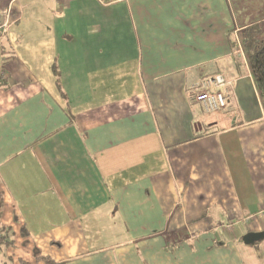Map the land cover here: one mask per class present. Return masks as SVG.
<instances>
[{"label": "crops", "instance_id": "0c3cea01", "mask_svg": "<svg viewBox=\"0 0 264 264\" xmlns=\"http://www.w3.org/2000/svg\"><path fill=\"white\" fill-rule=\"evenodd\" d=\"M6 16L0 264H264L241 241L264 232V108L235 46L264 0H0ZM215 75L232 95L208 115L194 88Z\"/></svg>", "mask_w": 264, "mask_h": 264}, {"label": "trees", "instance_id": "16d2710c", "mask_svg": "<svg viewBox=\"0 0 264 264\" xmlns=\"http://www.w3.org/2000/svg\"><path fill=\"white\" fill-rule=\"evenodd\" d=\"M239 40L240 42L235 41V46L238 54L242 50L246 56L264 108V21L244 28L239 34ZM3 207L4 198L0 193V241L8 239L10 233L8 228L1 225ZM34 255L39 264H64L43 256L38 249L34 250Z\"/></svg>", "mask_w": 264, "mask_h": 264}, {"label": "built area", "instance_id": "2783aa9c", "mask_svg": "<svg viewBox=\"0 0 264 264\" xmlns=\"http://www.w3.org/2000/svg\"><path fill=\"white\" fill-rule=\"evenodd\" d=\"M8 22L7 16L6 20L0 18V29L5 31ZM0 76L2 80L6 77L3 73ZM194 89V101L201 105L206 114L213 115L227 109L232 95V82L226 80L222 75H215L203 78Z\"/></svg>", "mask_w": 264, "mask_h": 264}, {"label": "water", "instance_id": "95a60500", "mask_svg": "<svg viewBox=\"0 0 264 264\" xmlns=\"http://www.w3.org/2000/svg\"><path fill=\"white\" fill-rule=\"evenodd\" d=\"M264 240V232L249 233L242 238V242L245 245H258Z\"/></svg>", "mask_w": 264, "mask_h": 264}, {"label": "rangeland", "instance_id": "374dc122", "mask_svg": "<svg viewBox=\"0 0 264 264\" xmlns=\"http://www.w3.org/2000/svg\"><path fill=\"white\" fill-rule=\"evenodd\" d=\"M199 109H200V107H199ZM201 111V110H200ZM217 117V116H216ZM15 249L14 248H10V249H8V251H6V249H5V247L3 248V253H5V254H8V255H11V256H13L16 260L14 261V262H16V263H18L19 261H18V258H19V256L17 255V253L14 251ZM7 263L6 264H12V261H9L8 259H7V261H6Z\"/></svg>", "mask_w": 264, "mask_h": 264}]
</instances>
